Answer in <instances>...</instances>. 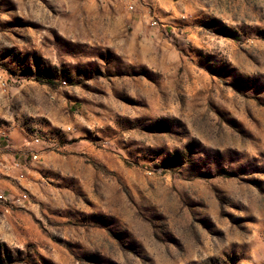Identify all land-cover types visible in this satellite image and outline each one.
I'll list each match as a JSON object with an SVG mask.
<instances>
[{
    "label": "rangeland",
    "instance_id": "obj_1",
    "mask_svg": "<svg viewBox=\"0 0 264 264\" xmlns=\"http://www.w3.org/2000/svg\"><path fill=\"white\" fill-rule=\"evenodd\" d=\"M0 193V264H264V0H0Z\"/></svg>",
    "mask_w": 264,
    "mask_h": 264
},
{
    "label": "built area",
    "instance_id": "obj_2",
    "mask_svg": "<svg viewBox=\"0 0 264 264\" xmlns=\"http://www.w3.org/2000/svg\"><path fill=\"white\" fill-rule=\"evenodd\" d=\"M128 9H133V5L132 4H128ZM65 129L69 131V130H71V127L70 126H66ZM33 142L34 143H38L39 142L38 137H35L34 140H33ZM32 157L34 159L37 158V154H32ZM16 165H18V164H16ZM5 198L6 197L2 193H0V199L5 200ZM20 199H21L20 196H18V197L15 198V200H17V201H19Z\"/></svg>",
    "mask_w": 264,
    "mask_h": 264
}]
</instances>
